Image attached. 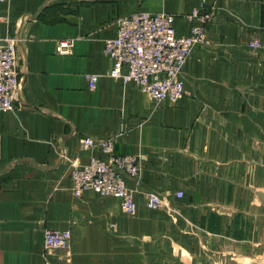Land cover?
<instances>
[{
  "label": "crops",
  "instance_id": "1",
  "mask_svg": "<svg viewBox=\"0 0 264 264\" xmlns=\"http://www.w3.org/2000/svg\"><path fill=\"white\" fill-rule=\"evenodd\" d=\"M202 4L214 12L209 44L185 64L177 103L110 76L104 41L118 18L172 13L186 35ZM0 17L20 79L15 109L0 113V264H264V50L248 47L264 42V0H5ZM62 40L71 54L57 53ZM85 137L141 158L143 179L128 180L135 214L73 194V166L104 158ZM149 191L166 205L149 209ZM48 228H70L71 247L47 255Z\"/></svg>",
  "mask_w": 264,
  "mask_h": 264
},
{
  "label": "built area",
  "instance_id": "2",
  "mask_svg": "<svg viewBox=\"0 0 264 264\" xmlns=\"http://www.w3.org/2000/svg\"><path fill=\"white\" fill-rule=\"evenodd\" d=\"M5 1V0H0ZM214 12L205 5L195 7L186 15L190 31L177 35L172 13H151L138 11L121 16L117 20L116 35L104 41V54L113 61L110 76L123 82L135 84L152 100L175 104L185 94L182 71L197 45H208L207 25ZM0 17V113L15 109V101L20 86L17 68L18 39L3 36ZM73 43L62 40L57 45V53L69 55ZM251 51L264 50V42L254 37L248 44ZM89 88L95 89L98 76L86 75ZM98 146L104 158L92 157L82 166L75 165L71 170L72 192L81 197L85 191L92 190L100 197L121 199L123 212L133 215L137 212L134 191L128 187V180L140 183L143 176V163L137 155H118L115 141L109 137L95 141L91 137L82 140V147L90 149ZM184 192L176 191L175 197L181 199ZM147 206L158 210L166 205V199L158 193H146ZM72 232L66 229H46L44 233L45 252L66 250L71 247ZM49 264V263H46Z\"/></svg>",
  "mask_w": 264,
  "mask_h": 264
},
{
  "label": "rangeland",
  "instance_id": "3",
  "mask_svg": "<svg viewBox=\"0 0 264 264\" xmlns=\"http://www.w3.org/2000/svg\"><path fill=\"white\" fill-rule=\"evenodd\" d=\"M143 169H144V166H143ZM143 175H144V171H143ZM142 177H143V176H142ZM142 179H143V178H142ZM183 197H184V196H183ZM181 199H182V198H181ZM146 205H147V199H146ZM246 246H247V245H246ZM246 246H245V249H244L245 251H243V253H249V249H248L249 247H248V246L246 247ZM262 251H263V249H262ZM46 254H47V253H46ZM48 254H49V253H48ZM48 254H47V255H48ZM259 254H261L260 251H259ZM260 256H262V255H260ZM260 256H259V260L257 261L256 264H260V263L262 262L261 259H260ZM242 264H250V263H249L248 261H246V262L243 261Z\"/></svg>",
  "mask_w": 264,
  "mask_h": 264
},
{
  "label": "bare ground",
  "instance_id": "4",
  "mask_svg": "<svg viewBox=\"0 0 264 264\" xmlns=\"http://www.w3.org/2000/svg\"><path fill=\"white\" fill-rule=\"evenodd\" d=\"M102 141V140H101ZM137 184H139V183H137ZM129 187V186H128ZM130 188V187H129ZM131 189V188H130ZM134 191V190H133ZM150 192V191H149ZM134 195H135V191H134ZM115 198V197H114ZM119 199V198H118ZM145 199H146V195H145ZM121 200V199H120ZM135 200H136V198H135ZM137 202V201H136ZM148 207V206H147ZM162 208V207H161ZM154 211V210H153ZM53 229V228H52ZM44 246H45V244H44ZM55 251V250H54Z\"/></svg>",
  "mask_w": 264,
  "mask_h": 264
}]
</instances>
